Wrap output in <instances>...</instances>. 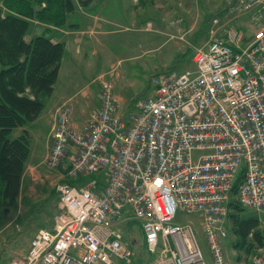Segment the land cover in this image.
Returning a JSON list of instances; mask_svg holds the SVG:
<instances>
[{
    "label": "built area",
    "instance_id": "1",
    "mask_svg": "<svg viewBox=\"0 0 264 264\" xmlns=\"http://www.w3.org/2000/svg\"><path fill=\"white\" fill-rule=\"evenodd\" d=\"M234 6L235 20L251 13L253 35L245 39L233 22L218 32L223 21L214 16L194 70L151 76L153 91L132 111L123 112L106 76L80 128L69 100L56 109L46 165L57 169L73 148L69 182L56 185L59 212L31 238L22 264H229L223 243L240 174L237 202L264 212V0ZM100 174L103 183H71ZM178 212L200 215L206 251L192 222H175ZM133 228L143 235V261ZM250 264H264V246Z\"/></svg>",
    "mask_w": 264,
    "mask_h": 264
},
{
    "label": "rangeland",
    "instance_id": "2",
    "mask_svg": "<svg viewBox=\"0 0 264 264\" xmlns=\"http://www.w3.org/2000/svg\"><path fill=\"white\" fill-rule=\"evenodd\" d=\"M118 1L110 0L112 5L108 6L107 14L100 5H96V0L87 7L75 1L76 11L69 17L71 22L82 26L79 13L83 14L81 11H87L89 7L88 10L107 15L113 21L112 24H106L110 31L108 35L102 36L96 45L98 55L91 57L89 53L88 60L96 64L83 74L81 80L87 79L90 89L99 94L98 77L110 78L116 95L123 98L126 104L134 101L136 96L144 97L153 91L150 85L151 76L168 71L194 70L195 65L191 58L196 48H201L209 42L212 29L210 20L214 16L221 18L222 27L216 29L218 32L225 31V26L231 22L237 27L238 19H235L240 13L235 10L236 0H136L135 9L128 10L126 7L123 14ZM222 6L224 7L221 8ZM220 8L221 10L217 11ZM219 12L221 13L217 14ZM133 16L135 20H132ZM157 19L162 24H158ZM33 22L41 24L35 20ZM166 23L174 28L165 27L163 24ZM254 32V27L245 30V39ZM57 184L58 182L54 184L53 190H48L47 193H39L38 189H34L30 198H19L14 206L0 210V264H22L31 238L39 229L47 226L48 220L59 212V197L55 189ZM231 212L229 207V214ZM241 212L240 217L246 218L253 215L254 210L244 208ZM229 214L230 235L223 243L226 257L229 264H250L251 256L258 248L264 246V224L261 222L257 236H248L244 247L241 248L240 240L233 234L234 224ZM175 222H192L196 238L202 250L206 251L199 214L178 212ZM129 232L137 242L134 246L135 256L143 261V235L138 228ZM145 258L148 259L147 256Z\"/></svg>",
    "mask_w": 264,
    "mask_h": 264
},
{
    "label": "trees",
    "instance_id": "3",
    "mask_svg": "<svg viewBox=\"0 0 264 264\" xmlns=\"http://www.w3.org/2000/svg\"><path fill=\"white\" fill-rule=\"evenodd\" d=\"M75 1L87 7L93 0H0V210L16 204L30 153L28 134L13 133L41 114L42 98L53 92L64 52L62 42H52L44 33L26 37L33 20L47 31L48 26L66 28L76 11ZM242 178L237 177L228 204L241 248L251 231L257 236L259 227L253 215L240 217L244 208L235 195Z\"/></svg>",
    "mask_w": 264,
    "mask_h": 264
},
{
    "label": "crops",
    "instance_id": "4",
    "mask_svg": "<svg viewBox=\"0 0 264 264\" xmlns=\"http://www.w3.org/2000/svg\"><path fill=\"white\" fill-rule=\"evenodd\" d=\"M135 1L136 0H119L118 4L121 13L123 14L125 12L124 10L126 7L128 10H134ZM96 5H100L103 12L107 14L106 10L109 8L108 6L112 4L110 0H96ZM223 7L224 6L221 8ZM88 8L86 9L87 11H81L83 14L79 13L80 21L82 20L83 22L82 26L79 23L71 22L70 17L68 18L70 21H68L66 28L52 27L53 29L50 28L49 31L45 30L46 27L43 28L42 24L37 25V23L33 22L34 25L32 24L30 33L28 32L26 37L27 39H31L36 35L44 33L51 38L52 42H62L64 44V52L60 62L59 76L54 85L53 92L50 96H44L42 98L44 108L41 114L35 121L27 123L13 133L14 136H19L23 132H26L30 140V153L25 162L17 200L22 197L21 200L30 198L29 196L34 189H38L39 193H47L48 190H53L56 182H69L67 169L74 156L73 148L70 149L68 158L64 159L63 163L57 169H50L46 165L49 153V138L54 125L56 109L69 100L72 105L71 124L75 128H80L89 117V114L99 106V94H95L94 91L90 89L87 79L81 80V77L83 78V74L95 66L96 63L93 59V62L88 60L89 53L91 57L93 55H98L96 45L99 44L102 36L108 35L107 33L110 31H108L106 24H112L113 21L111 18H108L107 15L100 14L97 11H90ZM221 8L217 11L221 10ZM98 18L99 22H97ZM132 20H135V16H133ZM157 23H160L158 19ZM163 25L165 27L170 26L174 28V26L167 23ZM236 25L244 34L245 30L252 29L251 13L239 17ZM118 97L123 105L124 113L132 111L135 101L140 98V96H136L134 101L131 100L126 104L125 101L122 100L123 98H120V96ZM94 178L97 179L98 183H103L104 181L103 174H100L98 176H81L78 181H72L71 183L81 186L87 184ZM49 187H51V189H49ZM27 206H29V203H27ZM253 216L258 219L260 223L259 226L261 222L264 224V212L254 210ZM53 217L51 220H48L49 223L47 226L41 229L52 228Z\"/></svg>",
    "mask_w": 264,
    "mask_h": 264
}]
</instances>
